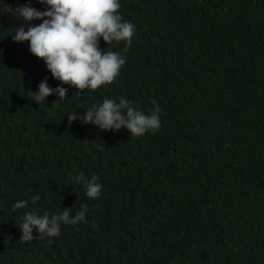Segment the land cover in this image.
<instances>
[{
	"label": "trees",
	"instance_id": "16d2710c",
	"mask_svg": "<svg viewBox=\"0 0 264 264\" xmlns=\"http://www.w3.org/2000/svg\"><path fill=\"white\" fill-rule=\"evenodd\" d=\"M119 2L132 43L100 48L126 62L77 94L13 39L43 22L18 8L48 6L0 0V264H264V0ZM45 78L65 99L31 97ZM104 98L148 115L155 98L160 127L132 137L84 123ZM81 173L99 177L98 198ZM84 204V221L21 242L26 213L74 217Z\"/></svg>",
	"mask_w": 264,
	"mask_h": 264
},
{
	"label": "clouds",
	"instance_id": "9594fccd",
	"mask_svg": "<svg viewBox=\"0 0 264 264\" xmlns=\"http://www.w3.org/2000/svg\"><path fill=\"white\" fill-rule=\"evenodd\" d=\"M48 8L45 11L30 6H21L16 11L26 20L41 19L38 26H24L16 29L14 41H29L30 51L46 62L53 77L63 84H69L83 92L85 89L95 91L98 87L114 82L120 74L125 58L119 53L108 49L102 51L100 38L107 45L126 41L123 51L126 53L132 43L135 25L122 22L119 14L121 7L119 0H40ZM60 99H65L67 89L49 86L47 78L39 84V91L32 92V98L39 104L46 100L53 92ZM152 103L155 110H149L150 115L137 110L127 99L121 98L119 103L113 99L104 98L102 104L88 108L86 114L79 117L84 123H92L102 130H120L127 128L132 137L145 134L148 130H158L160 127L159 112L161 111L155 98ZM54 105V103H53ZM71 123L75 121L77 113L68 116ZM77 183L83 182L86 195L96 199L101 193L102 185L98 176L86 179L81 173L75 177ZM40 199L39 195L32 197V204ZM28 201L20 200L14 205L15 209L26 208ZM87 205H81V210L74 217H70V208L62 213L49 217L35 212L25 214L22 227L21 242L33 240V229H37L39 236H59L61 223L78 224L85 220ZM38 236V237H39Z\"/></svg>",
	"mask_w": 264,
	"mask_h": 264
}]
</instances>
